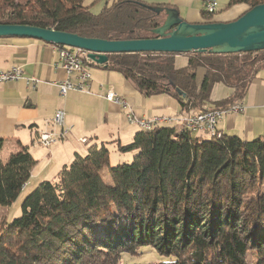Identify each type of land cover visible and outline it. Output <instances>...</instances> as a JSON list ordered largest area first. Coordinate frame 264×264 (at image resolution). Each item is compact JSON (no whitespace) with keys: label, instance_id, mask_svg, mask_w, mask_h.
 Segmentation results:
<instances>
[{"label":"trees","instance_id":"1","mask_svg":"<svg viewBox=\"0 0 264 264\" xmlns=\"http://www.w3.org/2000/svg\"><path fill=\"white\" fill-rule=\"evenodd\" d=\"M263 3L229 0L227 9ZM90 5L0 0V24L116 40L154 37L152 29L162 23L141 0H106L99 13ZM202 17L224 21L205 9ZM263 52L118 53L104 67L122 72L147 96L172 95L190 114L242 102L264 67ZM178 56L188 58L185 66L178 67ZM199 68L206 69L200 86ZM217 84L230 94L214 101ZM3 144L0 136V205L9 206L36 160L22 146L3 161ZM119 149L136 152L133 160L113 166L108 145L95 144L86 155L77 153L55 180L42 181L25 198L22 215L3 223L0 264H125L126 255L142 251L160 256L151 264H264V134L201 139L185 127L158 126L141 129Z\"/></svg>","mask_w":264,"mask_h":264},{"label":"crops","instance_id":"2","mask_svg":"<svg viewBox=\"0 0 264 264\" xmlns=\"http://www.w3.org/2000/svg\"><path fill=\"white\" fill-rule=\"evenodd\" d=\"M141 1L153 6H172L191 22L203 21V0L201 7L196 6L195 0ZM228 3L216 14L217 18L233 20L247 10L244 4L227 9ZM58 47L60 50L59 45L34 38H0V71L19 65L27 78L40 79L35 87L25 78L0 83V136L4 139L2 160L27 146L36 160L31 176L34 172L36 176H58L62 167L70 164L77 153L86 155L89 147L95 144L106 143L111 159V150H119V145L131 143L141 130L139 125L128 119L129 111L143 118L169 117L171 121L160 126L184 128L182 118L187 113L181 110L175 97L166 93L147 96L122 72L104 66L90 64L92 83L89 92L70 91L62 96L55 83L66 77L65 70L56 65ZM187 62V57H177L178 67L185 66ZM110 88L122 96L126 106L105 98ZM229 94V88L217 84L212 99L218 101ZM242 103L244 111L224 115L217 123V130L247 140L263 135L264 67L251 83ZM58 109L65 111V125L71 129L70 134L45 147L37 141L38 133L53 129L50 122ZM195 135L201 139L209 138L205 131Z\"/></svg>","mask_w":264,"mask_h":264},{"label":"water","instance_id":"3","mask_svg":"<svg viewBox=\"0 0 264 264\" xmlns=\"http://www.w3.org/2000/svg\"><path fill=\"white\" fill-rule=\"evenodd\" d=\"M148 7L162 17L150 38L109 40L23 24H0V38H34L81 49L97 66H105L109 55L118 53L234 54L264 50V3L234 20L213 22H191L172 6ZM176 90L186 97L181 89Z\"/></svg>","mask_w":264,"mask_h":264},{"label":"built area","instance_id":"4","mask_svg":"<svg viewBox=\"0 0 264 264\" xmlns=\"http://www.w3.org/2000/svg\"><path fill=\"white\" fill-rule=\"evenodd\" d=\"M217 7V0H205L204 9L207 13H215ZM79 50L74 47H69L68 50H59L57 48L58 61L56 65L62 67L65 70L66 77L58 80L56 83L59 88V93L62 96H66L70 91L89 92L92 83V74L89 70L91 60L88 59L87 52L81 50L84 57L79 53ZM22 78L27 79L28 84L35 87L40 79L36 77H26L24 70L21 66L15 65L7 70L0 71V83L8 81H16ZM105 98L111 102H115L126 106L125 100L115 90L110 88ZM245 107L242 102L236 103L228 108L206 110L197 113L187 114L182 118V122L186 129H191L194 133L205 131L208 135H220L217 130V122L220 118L228 113H239L244 111ZM128 119L142 126H151L156 128L161 123L171 121L169 117L153 116V117H139L134 114L133 111L127 113ZM50 124L53 129L49 131H42L38 133L37 141L45 146L49 147L60 139L68 137L71 129L65 125V111L58 109L51 120Z\"/></svg>","mask_w":264,"mask_h":264},{"label":"rangeland","instance_id":"5","mask_svg":"<svg viewBox=\"0 0 264 264\" xmlns=\"http://www.w3.org/2000/svg\"><path fill=\"white\" fill-rule=\"evenodd\" d=\"M196 6L201 7L202 6V0H195ZM229 0H217V7H216V14H218L221 9H223ZM87 4H91L90 8L92 12L99 13L102 11V9L105 6L106 0H86ZM184 19L185 17L181 15ZM222 20L221 18H217ZM162 21V20H161ZM79 53L82 57L83 54L81 50H79ZM264 53V52H263ZM206 73L205 68H200L197 72V84L200 86L204 75ZM214 110V109H210ZM219 121V120H218ZM218 123V122H217ZM171 125V124H170ZM141 128V127H140ZM142 129V128H141ZM136 152L134 151H126L123 152L120 149L116 148V150H111V165H118L119 163H125V162H131L133 160L134 155ZM7 157V156H6ZM3 161H6L7 158H3ZM105 172L107 173L104 176V180L107 182L111 181V177L107 169H105ZM57 176H36L35 172L30 177L29 181L25 185L23 191L19 195V197L9 206H3L0 205V229L3 226L4 222H10L13 219L20 217L22 215V204L25 200V198L34 191L38 185L44 181V180H55ZM251 253H249L250 256ZM160 259V256L157 254L156 251H146L141 253H136L134 256L126 255L124 258L125 264H151L153 262H157Z\"/></svg>","mask_w":264,"mask_h":264},{"label":"bare ground","instance_id":"6","mask_svg":"<svg viewBox=\"0 0 264 264\" xmlns=\"http://www.w3.org/2000/svg\"><path fill=\"white\" fill-rule=\"evenodd\" d=\"M59 46H61V45H59ZM60 50H68V46H64L63 48H60ZM142 129H145V130H151V129H153V127H151V126H142L141 127ZM191 130V129H190ZM192 131V130H191ZM194 132V131H193Z\"/></svg>","mask_w":264,"mask_h":264}]
</instances>
